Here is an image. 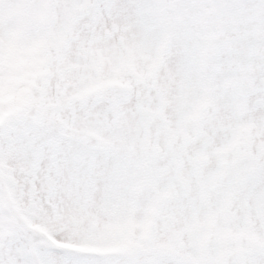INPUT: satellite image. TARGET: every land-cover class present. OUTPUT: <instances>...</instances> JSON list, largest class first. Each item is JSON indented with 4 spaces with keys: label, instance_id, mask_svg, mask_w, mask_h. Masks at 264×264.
Masks as SVG:
<instances>
[{
    "label": "snow or ice",
    "instance_id": "1",
    "mask_svg": "<svg viewBox=\"0 0 264 264\" xmlns=\"http://www.w3.org/2000/svg\"><path fill=\"white\" fill-rule=\"evenodd\" d=\"M0 264H264V0H0Z\"/></svg>",
    "mask_w": 264,
    "mask_h": 264
}]
</instances>
